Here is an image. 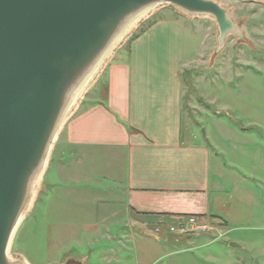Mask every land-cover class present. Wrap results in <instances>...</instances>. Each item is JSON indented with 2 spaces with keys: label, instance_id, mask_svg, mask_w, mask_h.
<instances>
[{
  "label": "crops",
  "instance_id": "obj_1",
  "mask_svg": "<svg viewBox=\"0 0 264 264\" xmlns=\"http://www.w3.org/2000/svg\"><path fill=\"white\" fill-rule=\"evenodd\" d=\"M183 17L169 9L145 20L107 64L103 87L64 123L43 183L54 196L50 208L59 212L48 226L102 227L122 251L168 237L163 228L190 216L228 223L231 200L218 181L225 170L220 148L214 136H197V106L181 74L197 58ZM113 252L109 247L100 257L113 262ZM85 257L78 261L88 263Z\"/></svg>",
  "mask_w": 264,
  "mask_h": 264
},
{
  "label": "rangeland",
  "instance_id": "obj_2",
  "mask_svg": "<svg viewBox=\"0 0 264 264\" xmlns=\"http://www.w3.org/2000/svg\"><path fill=\"white\" fill-rule=\"evenodd\" d=\"M212 1L230 9L233 21L243 29L244 40L229 35L224 49L214 57L215 22L208 17L184 16L197 42V58L181 74L188 97L197 106V125L201 126L197 136H214L220 148L216 151L225 170L219 173L218 181L231 200L228 223L201 220L197 230L184 236L171 235L165 227L164 233L169 235L164 236L165 241L159 235L155 236L158 240L151 237L143 243H130L122 251H118L120 244L106 240L100 226L99 230L48 226L59 212L50 208L51 204L55 207L54 196L43 189V183L49 175L46 170L50 158L61 145L63 124L31 205L13 234L8 249L11 260L24 258L29 264H119L116 259L120 258L127 264H264V2ZM169 9L159 6L145 20ZM145 20L130 32L110 60L120 49H127ZM106 66L83 94L76 110L89 102L97 87H103ZM88 221L95 223L90 216ZM117 229H112L110 235L114 236ZM230 243L239 247L232 248ZM159 246L162 250L158 252ZM109 247L117 257L112 258L113 262L100 257ZM83 257L88 263L78 261Z\"/></svg>",
  "mask_w": 264,
  "mask_h": 264
},
{
  "label": "water",
  "instance_id": "obj_3",
  "mask_svg": "<svg viewBox=\"0 0 264 264\" xmlns=\"http://www.w3.org/2000/svg\"><path fill=\"white\" fill-rule=\"evenodd\" d=\"M159 6L211 18L214 57L229 35L244 40L230 9L212 0H0V264H28L11 260L8 249L59 124L123 40Z\"/></svg>",
  "mask_w": 264,
  "mask_h": 264
},
{
  "label": "built area",
  "instance_id": "obj_4",
  "mask_svg": "<svg viewBox=\"0 0 264 264\" xmlns=\"http://www.w3.org/2000/svg\"><path fill=\"white\" fill-rule=\"evenodd\" d=\"M200 219L190 216L185 219H179L167 226V232L175 236H184L199 228Z\"/></svg>",
  "mask_w": 264,
  "mask_h": 264
},
{
  "label": "bare ground",
  "instance_id": "obj_5",
  "mask_svg": "<svg viewBox=\"0 0 264 264\" xmlns=\"http://www.w3.org/2000/svg\"><path fill=\"white\" fill-rule=\"evenodd\" d=\"M95 70H97V67H96V69H94V71H95ZM94 71H93V72H92V73L86 78V80L83 82V86H85L86 83H88V81H89L90 78L92 77ZM83 86H81L80 89L78 90L77 94L74 95V96L72 97V99H71V101H70V104H69L70 106H71V104H73V103L75 102V98H76V96H78V94L83 90ZM70 106H69V107H70ZM64 122H65V121H64ZM62 123H63V122H62ZM62 123H61V124H62ZM63 124H64V123H63ZM63 124H62V125H63ZM60 129H61V127H60V124H59V128H58V130H60ZM56 138H57V135H55V139H54V140H56ZM50 153H51V152H50ZM49 156H50V154H49ZM48 160H49V157L47 158V160H46V162H45V165L43 166V168H42V170H41L39 176L36 178L35 182H33V186H32L33 190L30 192L31 195H30L29 201L27 202V205H26L25 211H26V210L28 211V209H29V207H30V205H31V202H32V200H33V198H34V196H35V194H36L37 187H38V185H39V182H40V180H41V177H42V175H43V172H44V170H45V168H46V165H47ZM24 213H25V212H24ZM24 215H25V214H24ZM24 215H22L20 221L22 220V218L24 217Z\"/></svg>",
  "mask_w": 264,
  "mask_h": 264
}]
</instances>
